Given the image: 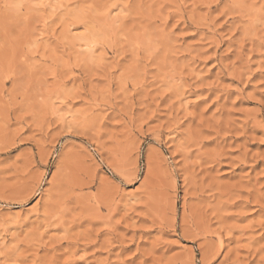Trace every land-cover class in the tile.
I'll list each match as a JSON object with an SVG mask.
<instances>
[{
  "label": "rangeland",
  "instance_id": "obj_1",
  "mask_svg": "<svg viewBox=\"0 0 264 264\" xmlns=\"http://www.w3.org/2000/svg\"><path fill=\"white\" fill-rule=\"evenodd\" d=\"M0 264H264V0H0Z\"/></svg>",
  "mask_w": 264,
  "mask_h": 264
}]
</instances>
